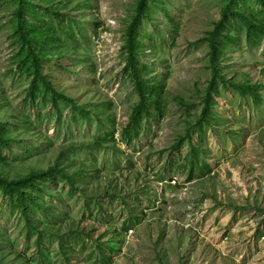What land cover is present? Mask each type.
I'll return each mask as SVG.
<instances>
[{
  "label": "rangeland",
  "instance_id": "obj_1",
  "mask_svg": "<svg viewBox=\"0 0 264 264\" xmlns=\"http://www.w3.org/2000/svg\"><path fill=\"white\" fill-rule=\"evenodd\" d=\"M142 1L0 0V177L49 172L25 209L0 185V264H264V35L236 16L264 27V5ZM132 26L162 89L138 123Z\"/></svg>",
  "mask_w": 264,
  "mask_h": 264
},
{
  "label": "trees",
  "instance_id": "obj_2",
  "mask_svg": "<svg viewBox=\"0 0 264 264\" xmlns=\"http://www.w3.org/2000/svg\"><path fill=\"white\" fill-rule=\"evenodd\" d=\"M263 5H264V0H259ZM143 3L144 0L141 3V8L143 7ZM228 14H229V10L225 9L224 14H223V19L226 20L228 18ZM236 16H239L247 25V27L249 28V30L251 32H257V33H261L264 35V27H261L259 25H257L256 23H254L252 20H250L247 16L242 15L240 13L236 14ZM136 21H134L133 26L136 25ZM132 26V30L130 31V45H129V52H130V62L129 65L132 67V75L133 78L135 80V84H136V89L137 92L139 94L140 97V102L139 104L135 107L134 109V113L132 115V121L134 123H138L142 117L144 116H149V114L151 113L149 105H150V99H156L155 103L157 105V108L160 109L161 108V100H159L158 98V94L161 93V88L158 86H152L151 84L144 82L142 79V74L141 71L135 66L134 62H135V55L137 54V50L139 48L138 45H136L135 43L131 42L132 39L134 38V35H136L134 28ZM222 39H225L226 41H223ZM226 42L229 43H233L234 39L230 36L225 37L224 33H223V25L222 23L216 26V29L214 30V32H212L210 34V36L208 37V43H209V47L211 50V62H212V71H213V79L212 82L210 84V86L208 87L207 90V94L206 97L204 99V108H203V113L202 116L200 118V124L201 122H203L204 120H208L207 117L211 116V107L213 105L214 102H212V97H213V93L216 89V83L217 81H221L222 83H224L226 80L224 79L220 69L217 67L219 65V54H220V48L226 44ZM28 46L32 48L31 45V41H28ZM32 54H34L35 57L32 56ZM29 55L32 57L33 59V66L35 68V74L41 79L43 80V82L46 84V86L48 88L50 87V83L49 81L43 76V74L40 72L39 70V65H38V56L36 54V52H34L33 50L29 49ZM42 59H44L43 56H41ZM236 87H238L237 89L241 92L246 93L247 95H251L253 97H258L257 94L255 93V87L253 86H247V85H237ZM52 91H54V89H52ZM59 96L64 98L65 100L68 101H72V99H70V97H67L61 93H59ZM5 130L3 128V126L0 124V143L3 145H6L8 142V138L5 135ZM178 146H180V144H177ZM52 169H50L49 171H51ZM57 170V172H59V174H61L62 176H66V179L71 181V176L64 170H60L58 168L54 169ZM49 174L44 172V171H40V172H31L28 176L19 178L17 180H13L10 181L8 179L2 178L0 177V185L5 187L9 192H16L17 196H18V202L19 205H21V207L23 209L26 208L27 203L32 202L33 201V193L30 192L29 190L35 186V182L39 179H42L44 177H46ZM40 190V189H38Z\"/></svg>",
  "mask_w": 264,
  "mask_h": 264
}]
</instances>
